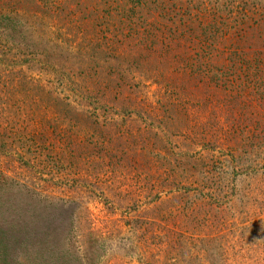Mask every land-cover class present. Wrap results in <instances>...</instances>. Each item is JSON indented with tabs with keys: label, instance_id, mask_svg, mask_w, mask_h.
<instances>
[{
	"label": "rangeland",
	"instance_id": "obj_1",
	"mask_svg": "<svg viewBox=\"0 0 264 264\" xmlns=\"http://www.w3.org/2000/svg\"><path fill=\"white\" fill-rule=\"evenodd\" d=\"M0 263L264 264V0H0Z\"/></svg>",
	"mask_w": 264,
	"mask_h": 264
},
{
	"label": "trees",
	"instance_id": "obj_2",
	"mask_svg": "<svg viewBox=\"0 0 264 264\" xmlns=\"http://www.w3.org/2000/svg\"><path fill=\"white\" fill-rule=\"evenodd\" d=\"M8 256H9V255H5V259H7V258H8ZM1 258H2V257H1ZM5 259H4V258H2V260H5ZM0 264H1V263H0Z\"/></svg>",
	"mask_w": 264,
	"mask_h": 264
}]
</instances>
